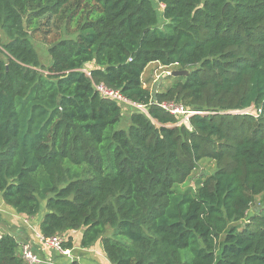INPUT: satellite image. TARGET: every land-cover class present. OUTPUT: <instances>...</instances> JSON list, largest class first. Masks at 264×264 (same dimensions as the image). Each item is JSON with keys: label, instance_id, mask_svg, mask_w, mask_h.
<instances>
[{"label": "trees", "instance_id": "1", "mask_svg": "<svg viewBox=\"0 0 264 264\" xmlns=\"http://www.w3.org/2000/svg\"><path fill=\"white\" fill-rule=\"evenodd\" d=\"M0 31L7 206L64 249L70 231L101 240L113 264H264V0H0ZM152 62L189 73L151 91ZM100 83L146 111L126 117ZM164 101L197 113L178 124ZM205 158L215 170L180 189ZM0 264H29L13 232Z\"/></svg>", "mask_w": 264, "mask_h": 264}, {"label": "crops", "instance_id": "2", "mask_svg": "<svg viewBox=\"0 0 264 264\" xmlns=\"http://www.w3.org/2000/svg\"><path fill=\"white\" fill-rule=\"evenodd\" d=\"M23 216L25 217H19V214L7 206L0 197V233L13 232L19 241V248L23 244L30 245L41 259V262L36 264H113L103 251L101 240L91 247H82L80 244L82 231H70L67 235L73 237L74 245L61 253L41 241L39 224L42 216L34 218ZM23 220L27 222L22 223Z\"/></svg>", "mask_w": 264, "mask_h": 264}, {"label": "rangeland", "instance_id": "3", "mask_svg": "<svg viewBox=\"0 0 264 264\" xmlns=\"http://www.w3.org/2000/svg\"><path fill=\"white\" fill-rule=\"evenodd\" d=\"M156 7L159 12H161L163 9L162 5L156 4ZM160 20L162 22V18H160ZM63 36L70 37V35H68L67 33H64ZM5 39L6 38L4 37V35H2V32L0 31V43H2ZM32 42L38 51L40 61L43 64V66L44 67L49 66V64L51 63V57L48 52V48H49L48 45L44 43L42 40H39L38 38H34V37L32 38ZM0 57H4V53L1 50H0ZM176 70H182L181 66L171 65L166 67V66H162L158 62H152L147 66V68L143 73L142 79L144 82V86L151 91H156V90L160 92L164 91L178 78V76L173 75V71ZM131 110H133V108L130 105L129 106L123 105V111L126 117H129ZM245 112L255 113L256 110L254 107H250L247 110H245ZM128 123H129L128 120H125L123 126L127 127ZM216 165H217L216 162L209 158H205L201 160L197 168L194 170V172L191 174L189 179L186 181V183L180 185L179 188L184 190L188 186H195L197 179L200 176L205 177L206 175L212 173L215 170ZM259 200L260 198L257 197L256 201L254 202L253 206L250 209L249 214H252V212L257 208L259 204ZM44 210H45V206L43 205V211ZM19 217L24 218L25 216L19 215ZM21 222L25 223L27 221L23 220Z\"/></svg>", "mask_w": 264, "mask_h": 264}, {"label": "built area", "instance_id": "4", "mask_svg": "<svg viewBox=\"0 0 264 264\" xmlns=\"http://www.w3.org/2000/svg\"><path fill=\"white\" fill-rule=\"evenodd\" d=\"M82 70L90 75L88 67H84ZM95 87L96 90L99 91V93L104 97L116 100L121 105H132L146 111V107L144 105L132 102L125 95H123L120 90L108 88L104 83L97 84ZM161 107L171 114L177 115L179 117L178 124L188 121L191 115L197 113V111L187 110L182 104H178L174 101H164L161 103ZM39 237L41 241L47 246H50L61 253L66 252V249L63 247L64 239L62 237L57 235L52 237H44L42 234L39 235ZM20 254L29 264L41 262V259L36 255V253H34L31 246L28 244L21 245Z\"/></svg>", "mask_w": 264, "mask_h": 264}, {"label": "water", "instance_id": "5", "mask_svg": "<svg viewBox=\"0 0 264 264\" xmlns=\"http://www.w3.org/2000/svg\"><path fill=\"white\" fill-rule=\"evenodd\" d=\"M188 73L189 71L185 69L173 71L174 76L187 75Z\"/></svg>", "mask_w": 264, "mask_h": 264}]
</instances>
